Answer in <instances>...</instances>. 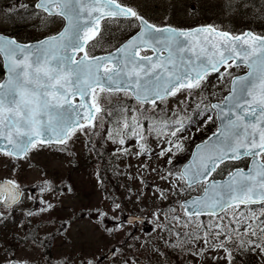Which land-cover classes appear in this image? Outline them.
<instances>
[{"label": "snow or ice", "instance_id": "1", "mask_svg": "<svg viewBox=\"0 0 264 264\" xmlns=\"http://www.w3.org/2000/svg\"><path fill=\"white\" fill-rule=\"evenodd\" d=\"M0 264H264V0L0 7Z\"/></svg>", "mask_w": 264, "mask_h": 264}, {"label": "rangeland", "instance_id": "2", "mask_svg": "<svg viewBox=\"0 0 264 264\" xmlns=\"http://www.w3.org/2000/svg\"><path fill=\"white\" fill-rule=\"evenodd\" d=\"M6 3H8V0H0V7L4 6ZM237 27H239V24Z\"/></svg>", "mask_w": 264, "mask_h": 264}]
</instances>
